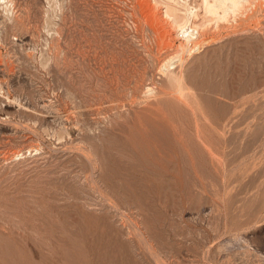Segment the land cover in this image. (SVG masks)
<instances>
[{"label": "rangeland", "instance_id": "rangeland-1", "mask_svg": "<svg viewBox=\"0 0 264 264\" xmlns=\"http://www.w3.org/2000/svg\"><path fill=\"white\" fill-rule=\"evenodd\" d=\"M12 1L0 264H264V0L171 65L188 103L135 0Z\"/></svg>", "mask_w": 264, "mask_h": 264}, {"label": "bare ground", "instance_id": "bare-ground-1", "mask_svg": "<svg viewBox=\"0 0 264 264\" xmlns=\"http://www.w3.org/2000/svg\"><path fill=\"white\" fill-rule=\"evenodd\" d=\"M249 1L250 0H175L176 3H172V2L167 3L165 10L163 11L162 8L156 7V5L153 4L152 0H135L134 6L138 8L139 14L142 17V19L146 22V24H148L151 27V29L154 31V33L157 34L158 43L160 45L162 44L163 47L169 48L166 52L164 51L165 54L160 59L161 63L159 67L161 72L165 73L166 75H169V79H170L169 82L171 86L175 88L174 92L165 90L166 96H169V95L172 96L171 94H175L176 98H178L179 100L183 98L181 101H184V103H188L185 99V96L182 93V91L184 90V78H183V74L180 73L181 69L178 70L179 73H174L176 72V70L173 72L172 71L173 67L171 68V65L173 63H177L175 67L179 66L181 68L184 65L186 56L193 52L195 53V51L198 50L202 46L201 45L202 40H204L205 38L204 37L205 36L204 27L207 24L209 25L210 22L219 23L221 20H224V19L226 21L229 16H233L234 18H236L237 16L243 13L242 8L245 6L244 2H249ZM12 5H13L12 0H0V6H2L5 11L10 10ZM146 92L149 97L152 96L153 87L148 86ZM170 114H173V113H170ZM29 151H30L29 153H31L32 150H29ZM86 151L90 152L88 150ZM15 154L19 156V158L25 157L24 152H21V151H15ZM88 159H90L89 156H88ZM192 166H194V164H192Z\"/></svg>", "mask_w": 264, "mask_h": 264}]
</instances>
